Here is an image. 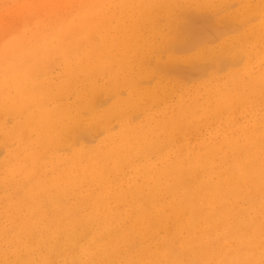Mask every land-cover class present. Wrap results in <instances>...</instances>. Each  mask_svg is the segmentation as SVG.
<instances>
[{"label": "rangeland", "instance_id": "374dc122", "mask_svg": "<svg viewBox=\"0 0 264 264\" xmlns=\"http://www.w3.org/2000/svg\"><path fill=\"white\" fill-rule=\"evenodd\" d=\"M263 2L264 0H0V79H5L10 83L5 85L7 88L1 87L4 92L0 91L2 94L0 101H22V105L19 107H6L0 104V231L5 229L9 235L13 231L12 229L17 228L18 233L15 234V237L21 236L20 239L26 235L29 236L31 233L28 232V228L32 227L35 233L46 228L51 235H54L53 226L55 225L54 228H57L58 223L65 222L60 221L61 219H68L70 215L74 218L83 217L88 213L87 211L92 210L91 206H86V210L82 209V211H79L81 207L78 208L79 210L71 208L74 210L72 212L71 209H68L69 207L65 206L72 204L73 197L82 192L84 199L100 194L101 197H104L102 199L107 202V206H104L105 212L100 211V208L95 209L94 215L97 218H99L98 215L104 216L107 213L109 217L114 215L113 220L119 217L124 225H129L134 216L132 215L135 211L134 202L137 198L149 195L153 181L160 185L159 188L162 191H158L157 199L152 201V203L156 202L157 206L151 204L148 207L145 206L144 210L149 214L153 212L167 214L172 204L175 205L180 200L187 201L188 196L184 195L183 187L173 190L171 186V182L175 183L173 177H166L161 184L162 177L159 174L167 172L171 168L175 170L180 167L182 173H189L183 177L182 185L186 184L185 186H187L195 182L194 177L197 174H194L193 170L191 172L185 170L183 166L188 164L189 156L197 154L206 145L217 146L219 159H217L216 165L221 172H229L233 167L235 150L232 148H236V144L250 148L262 146L260 157L263 159L264 95L260 99L250 98L248 102H245V105L240 106H245V109L236 111H218L214 109L213 103H208L207 107L209 106V108H204L207 109L206 111L201 108L195 110L200 119L198 122L193 120L192 116H185L181 119V126H179L181 128L169 130L173 124L171 120L188 110L184 107L197 108L206 101L204 95L199 96L195 92L196 86L205 82L204 78L211 80L210 82L216 80L224 82L231 71L240 70L247 66L248 62H251L255 73L262 69L264 61L257 58L256 55H251L250 61H248L246 53L242 50L237 53L225 52L222 56L210 54L209 50L216 49L217 52L222 43L229 42L232 37L247 31L246 29L257 28L264 19ZM133 7L148 8L147 19L141 22L135 18ZM87 15L93 23L100 24V32L92 31L93 24H88ZM107 21L110 26L106 30ZM102 24H105V28H102ZM239 25L240 27H238ZM132 26L138 31H136L138 35L146 31L151 38L142 42L140 38L127 36V32L130 34ZM208 27H212V29ZM236 31L238 32L236 33ZM12 43L14 46L8 48L7 55L4 49ZM122 43L125 59L120 58V60L131 61L130 73L124 72L126 74L118 71L120 65L118 53ZM259 48L264 54V46ZM94 49L99 50L100 54L106 58L102 60L104 63L102 72L93 75L92 82H90L83 70H78L77 67L83 59H90L89 64L94 72L95 67L98 66L97 61H93L95 60L92 56ZM141 66L144 68L143 70L155 72L152 75L150 73L145 77H138V88L132 89L128 86V82L135 78L136 69ZM105 67L107 69L103 71ZM108 67L119 74H111ZM124 79L126 81L123 82ZM48 82L57 86L51 90L59 89L60 92L58 94L50 92L49 95H46L42 91L44 88H39V91L34 92L29 88L24 91L17 87L18 84L31 86L34 83L44 86ZM161 86L164 87H162L164 90L162 93H164L159 95ZM135 90L146 95L143 98L139 97L140 99L133 96L132 103L130 98L136 92ZM28 97H31V100L26 99ZM78 99L84 105L92 102L95 104L90 108L91 110L86 108L80 113V118H82L80 127H77L76 123L70 119V111L76 109L75 105ZM121 102L126 103L119 108ZM95 112L100 116L99 121H93ZM49 113L52 114L51 118L40 123V120H43L44 116ZM201 113L203 116H200ZM18 128H21L20 131H17ZM43 131L48 133L49 140L62 141L55 152L43 151V141H41L44 140ZM138 139L146 141L139 143ZM28 140H30L29 143H27ZM73 141L75 142L72 143ZM231 141L236 143L235 147L230 145ZM24 145L33 146L32 152L40 154V170L49 177L52 175L53 163L56 160L54 155L58 156L57 159L61 162L59 167L63 169V159L71 156L74 149L114 150L119 156L125 157V160H116L118 169L111 168L112 164H110L108 170L98 171L100 174H98L97 181L91 182L92 184L86 178L76 183L80 188L76 185L70 186V181H66L65 184H57L52 191L48 189H45L46 192L41 191V194L45 195L43 196L44 200L47 197L50 198L47 195H54L60 201L50 198L51 200H45L43 205L32 198L27 200L26 205H21L25 201L21 202L19 196L23 198L26 195L22 190L16 192L14 188L20 185L21 178L16 176L10 181L6 178L8 168L14 166V162L8 168H4L3 165L8 162V156L17 152ZM110 155L113 156V154ZM219 160L222 161V165L219 164ZM177 164H181V166L177 167ZM146 169L149 171L147 170V172ZM146 172L151 176H148ZM139 177L140 181H138ZM152 178L154 179L151 180ZM130 179L131 181H129ZM207 179L204 177L202 181ZM62 188L75 191V195L64 193ZM7 197H9L8 200ZM252 199L256 202L249 204L247 212L249 218L251 220L254 218L263 219L264 210L261 208L264 206V197L254 194ZM112 205L116 207L114 208ZM220 206H222L221 202L216 205V209H220ZM14 207H18V209L15 210ZM33 207L35 210H32ZM244 207H248V205ZM204 209L210 211L215 208L207 206ZM47 212L49 213L47 214ZM81 212L82 214H80ZM129 212H131V218L130 214L127 215ZM256 212L260 215L259 217H256ZM52 215L55 216V220ZM29 218L41 222H32L35 223L32 226V223H29ZM48 223L49 225H47ZM171 225L170 223L169 226ZM160 230V235L168 234L167 227L160 228ZM68 231L71 232L70 230L61 232V236H66ZM85 236L86 238L82 235L79 237L82 238L81 240L78 238L75 240L78 246L72 244L65 250H70L71 253L88 250L92 241L88 240L87 235ZM2 237L3 235L0 234V264H20V259H17L18 262L16 261V255L22 256L21 251L18 250L20 247L17 242L13 241V245H10ZM211 240L207 239V247L211 253L217 254V249L212 244L215 240L217 241V238L214 237ZM243 245L239 242V245H235L229 252H219L220 255H215L218 258L216 264H264V254L260 256L255 253L250 254L247 246ZM234 251L235 254H233ZM59 256L60 254H51L49 257L51 261L47 256L46 259L41 260L46 264H69L66 259L69 256L58 258ZM120 256L122 257V255ZM232 257L233 259H231ZM220 258L222 259L219 260ZM226 258H228V262ZM254 258L256 259L254 260ZM248 259L253 260L252 263ZM244 261L245 263H243ZM211 262L209 260L208 264H212Z\"/></svg>", "mask_w": 264, "mask_h": 264}, {"label": "bare ground", "instance_id": "6f19581e", "mask_svg": "<svg viewBox=\"0 0 264 264\" xmlns=\"http://www.w3.org/2000/svg\"><path fill=\"white\" fill-rule=\"evenodd\" d=\"M167 7L169 6L167 5ZM148 10H149L148 8L133 7V13L136 14L135 18L139 19V21L141 22L147 19L146 12ZM87 21L89 25L90 23L93 24V27H92L93 32L101 31L100 24H98V22L93 23L91 19L89 18V15H87ZM102 25H103L102 28H105V24H102ZM109 26L110 24L107 21V25L105 29L107 30ZM228 27L230 29V26ZM238 27H240V25ZM210 28L212 29V27ZM246 30L247 31L241 33L240 35L238 34L239 36L232 37V39H230L229 42L222 43L218 47L217 52L215 51L216 49H210L209 53L216 54L217 56H222V54L224 55L225 52L230 53L231 51H233L234 53H237L239 51L240 52L243 51L246 53L248 57V61H250L251 55H256L257 58L264 61V54L262 50L259 48V47L264 46V19L257 28L251 27V29L249 30L246 29ZM136 31H137L136 28L132 26L130 28V34L127 32V36H130L131 38H133L132 36L136 38H140L142 42H144L145 39L149 40L151 38L146 31H143L141 35H138L137 34L138 31L137 32ZM237 32L238 31H236V33ZM207 33H211V32H207ZM180 40H181V37H180ZM7 46L8 47H5L4 50L6 51L5 53L8 55V48L10 46H14V43L7 45ZM120 46H121V50L118 53L119 60L120 58L125 59L124 57L125 53L123 52L124 51L123 43ZM127 47H128V43H127ZM92 53H93L92 56L95 59L93 61L95 62L97 61L98 63V66L95 67L94 72L92 71L91 66L89 64L90 59H83L80 62V65L77 67L78 70H83V73L87 76L86 78H88L90 82H92V79L94 77L93 75H98L102 72V67L104 66V63L102 62V60H105L106 58L105 56H102L99 50L97 51V49H94ZM137 53L139 54V52ZM243 56L245 57V55ZM122 60H120L118 71L119 72L122 71L123 73L124 72L130 73L129 70L131 69L130 67L131 61H125V60L122 61ZM134 62L137 63V61H134ZM106 69L107 67H105L103 71H105ZM143 69L144 68H142V66L141 68H137L136 69L137 72L135 73L136 74L135 78L130 79V81L128 82L129 83L128 86L132 87V89L138 88V85H137L138 77H143V76L145 77L146 75L150 73L152 75L155 72L152 70L148 71V70H143ZM109 71L113 75L119 74L117 71H113L111 69H109ZM201 74H202V71H201ZM206 75H209V74H206ZM206 75H203V76L207 77ZM124 81H126V79H124L123 82ZM203 81L205 82H201V84L196 86L197 89H195V92L199 96L204 95V98H206V101L201 103L197 108H194L191 106L184 107L188 110L184 111L179 116H176L171 120V122L175 125L171 124L172 126L169 128L170 131L174 130L175 128H181L179 127L181 126V121H182L181 119L185 116H192L193 120L198 122L200 119H199V115L195 113V110L201 108L203 111H206L207 109H204V108H209V106L207 107L208 103H213L215 105L214 107L215 110H218V111L221 110V111L227 112V111H236L239 109H245V106L243 107H240V106L245 105V102H248L250 98L252 99V98L257 97V99H260V97L264 95V66L259 72L255 73L251 62H248V65L244 66L240 70L238 69V70L231 71L229 75H227V79L224 82H221L218 80L214 82H210L211 80H208L206 78H204ZM186 82L188 83V81ZM9 84L10 83L7 80L0 79V91L4 92V90L1 87L7 88L5 85H9ZM17 87L21 88L24 91H27L26 89L29 88V89H32L34 92H37L40 89L44 88V90L42 91L46 95H49L50 92L54 94H58L60 92L59 89L57 91L51 90V88L55 89L57 88V86L52 85V83L50 82H48L44 86H41V85L39 86L34 83L33 85L31 84V86H27L25 84H18ZM162 87L163 86L159 88V93H158L159 95L164 93V92L162 93V91H164L163 90L164 87L163 88ZM45 89H48V90H45ZM145 95L146 94L144 93H139V90H138L135 93H133V95L130 98L132 99L130 100V102L133 103V96L135 98L140 99V98H143ZM1 97H2V94H0V98ZM26 99L31 100V97H28ZM79 100L80 99L77 100V103L75 105L77 106L76 109H71L72 111H70V119L76 123L77 127L82 123V118H80L81 117L80 113L83 112L86 108L90 109L92 106L95 105L93 102L89 103L88 105L86 104L84 105L81 101L79 102ZM125 103L121 102L119 104V108L125 105ZM0 104H2L3 106L5 105L6 107H9V106L19 107L20 105H22V101H18V102L13 101V100L7 101V102L0 101ZM27 104H28V101H27ZM79 104H82V106H79ZM94 110L96 109L94 108ZM51 116H52L51 113H49V115H45L44 119L40 120V123L47 121L48 119L51 118ZM200 116H203V114L201 113ZM94 120L95 121L100 120V116L96 115V112L94 113L93 121ZM20 129L21 128H18L17 131H20ZM42 137H44V140H45V141L41 140L43 141V146H42L43 151L53 153L56 151L57 146L62 144V141L60 140L59 141L55 139L49 140L48 133L45 131L42 132ZM144 140L145 139H142V140L138 139L139 143H143ZM29 142L30 140H28L27 143ZM74 142L75 141H73L72 143ZM38 143L40 144L41 142L39 141ZM235 144L236 143L232 141L230 143L232 147L233 146L235 147ZM236 145H237L236 148H232L233 150H235V154L233 155V158H234L233 163H232L233 167L231 168L229 172H223V171L221 172L219 167L217 168L216 161L217 159H219V152H218L217 146L216 145H206L202 149H200V151L197 154H192L191 156H189L188 158L189 162L187 165L185 166L182 165L185 168V170L187 169L190 172L191 170H193V173L197 174L194 177L195 182H192L190 185H187V186H185L186 184L184 186L182 185L183 177L185 175H188L189 173L187 172L182 173V170L180 169V167H178V166H181V164H177L176 166L178 168L175 170L174 168H171L169 171L167 170V172L160 173L159 176L162 177L161 184H163V179H165L166 177L168 176L173 177L175 179V183L171 182V186L173 187V190L175 188L183 187L184 195L188 196L187 201L180 200L175 205L172 204L167 214L163 212H153L152 214H149L144 210L145 206L148 207L151 204L153 206H157L156 202L152 203V201L157 199V193L161 189L159 188L160 185H158V183L154 181L152 184L150 183L152 186H150L151 190L149 191V195L146 194L142 198H137L136 201L134 202L133 205L135 206L134 208L135 211L133 210L134 211V214H132L134 215L133 218L130 217L131 216L130 213L132 211L127 213V215L130 214L129 217L132 219L129 225H124L121 222V219L115 216L117 217L116 219H118L117 221L120 223L119 224L117 221H115L116 219L113 220L114 215L112 217L111 216L109 217V215L106 213L104 216L98 215L99 218H97L96 215H94L96 213L95 209L100 208L101 209L100 211L102 210L104 211V206H107V202L103 200L104 197H101L100 194L99 195L91 194L92 195L91 198L86 197V199L90 198L87 201L86 199H84V194H82L83 192L78 193L77 191L78 195L76 196L74 194L75 191L73 192V190L71 189L67 190V189L62 188L64 193L75 195L73 197L74 202L72 204L65 205L66 207H69L68 209L73 208V209L79 210L78 208L81 207V210L79 211H82V209L86 210L85 209L86 206H91L92 210L87 211L88 213H86L83 217L74 218L70 215L71 216V217L69 216L70 219L68 217H67L68 219H61L60 221H65V222L63 224L58 223L57 228H54L55 225L53 224L54 225L53 229H55L54 235H51L50 231L46 228H43L42 230H40V232L37 231L35 233L32 230L33 227L28 228L29 229L28 232L31 234H29V236L25 234L26 236L23 237L24 239L23 238L20 239L19 237L21 236L15 237V234L18 233L17 228L16 229L11 228L14 232H16L14 234L12 233L13 232L12 231L8 235L5 229H1L0 234L3 235L2 238H5L7 243L10 245H13V241L17 242L18 247H20L18 250H20L21 252L18 250L17 251L20 252L23 256L22 257L21 255L20 256L16 255V261L17 259H20V264H46V262L42 261L41 259H46V256L49 259L51 254H55V255L60 254L58 258L62 256L63 257L69 256V257H66L69 264H205V263L208 264L209 260L212 261L211 262L212 264H216L218 261V258L215 255H220L219 252H229V250H232L235 247V245L238 246L239 242L243 243L244 244L243 246L245 245L247 246L248 250H250V254L255 253L257 256H260L264 254V218L255 219L253 217L254 220H251L247 212L249 210V204H251L252 202H256V200L252 199L254 197V194L264 197V156H263V159H261L260 157V153H261L260 151L263 148L262 146L250 148L248 146H240L238 144ZM32 147L28 145L27 146L24 145L22 146L21 149H19L14 154L10 156L7 155L9 160L8 162H5L3 165L4 168H8L14 162L13 164L14 166H11L8 168V171L6 173V178L9 181L11 180V178H14L16 176H19L21 178L20 185L19 186L15 185L16 187H14L16 189V192L22 190L24 194L26 195L23 198L19 196V200L21 202L23 200L25 201V203L22 202L21 205H26L27 200L32 199V198L36 200L38 203H42L43 205L45 203V200L47 199L48 200L53 199V200L60 201L56 196L54 197V195H47L51 199L47 197V199L44 200L45 197L43 196L45 195L44 194L42 195L41 191L44 190V192H46L45 189L52 191L54 190L57 184H65L66 181H70V186H75L76 183L79 182V180H84L86 178L89 180V183L91 182L94 183L95 181H97L98 174H100L98 171L104 172L108 170L110 164H112L111 168L118 169V164L116 160L117 159L125 160V157L119 156L118 154H116L114 150L113 151H106V150L97 151L94 149H86V150L74 149L71 156L63 159L62 161L63 169L59 167L61 162L59 161V159H57L58 156L56 157L54 155L56 160H55V163H53V168L51 171L52 175L49 177V176L44 175V173L41 172L40 170L41 164L39 163L40 154L38 152L37 153L32 152V149H31ZM110 154H113V156H111ZM219 162H220L219 164L222 165V161L219 160ZM84 166H86V168H84ZM220 167L222 168L223 166H220ZM66 169L68 170L66 171ZM147 170L148 169H146V171ZM148 176H151V175H148ZM140 177L138 181H140ZM204 177L208 179L205 181H202ZM153 179L154 178H152L151 180ZM129 181H131V179ZM148 184L149 183H147V185ZM54 194L56 195V193ZM8 199L9 197H7V200ZM220 202L222 206H220V209H216V205H218ZM35 205H36V202H35ZM245 205H248V207H244ZM109 206L111 205L109 204ZM207 206L213 207L215 209L207 211L204 209ZM14 208L15 210L18 209V207H14ZM33 208L34 209L32 210H35V207ZM257 208L255 209L257 210ZM73 209H71V211ZM118 209L120 210V208ZM261 210H264V206L263 208H261ZM48 213L49 212H47V214ZM158 213H162L163 215L158 214ZM33 214L35 215V213ZM47 214L46 216H48ZM80 214H82V212ZM122 214H123V211H122ZM257 216L259 217L260 215L257 214L256 217ZM52 217L51 218L49 217V218L52 219ZM54 220H52L53 223H54ZM39 221L40 220H37V219L32 220L31 218L29 223L39 222ZM170 223L172 224L171 226H169ZM34 224L35 223H32V226ZM47 225H49V223ZM61 225L62 227H59ZM165 227H167L168 234L165 233L166 235H160L159 234V232L161 231L160 228L164 229ZM230 227L235 228V229L232 230ZM44 229L45 231L46 230L47 231L45 232ZM67 230H70L71 232L69 233L68 231L66 236H61V232L63 231L67 232ZM213 232H217V233H213ZM211 234L212 236L211 238H209ZM82 235H84L85 238H86L85 235H87L89 237L88 240L92 241L88 246L89 248L88 250L86 251L79 250L78 253L77 251L75 253H71L69 252L70 250L69 251L65 250L69 246H72V244L74 245L77 244L75 243L76 242L75 240L77 238L80 239L79 237H81ZM214 237L217 238V241L215 240V242H213L212 244L217 249V250L214 249L216 250L217 254L211 253L210 252L211 250L208 249L207 244H206L207 239L213 240ZM61 247H62V250H61ZM15 248L17 247L15 246ZM238 250L239 248L237 249V251ZM233 254H235V251ZM120 255H122V257ZM221 259L222 258H220L219 260ZM226 259L228 262V258ZM231 259H233V257ZM255 259L256 258H254V260ZM252 261L253 260H251L250 262L252 263ZM243 263H245V261Z\"/></svg>", "mask_w": 264, "mask_h": 264}]
</instances>
